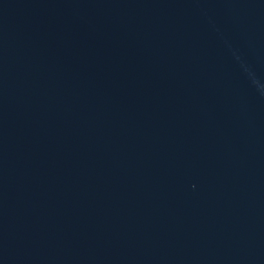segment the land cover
Here are the masks:
<instances>
[{"label": "water", "instance_id": "obj_1", "mask_svg": "<svg viewBox=\"0 0 264 264\" xmlns=\"http://www.w3.org/2000/svg\"><path fill=\"white\" fill-rule=\"evenodd\" d=\"M0 264H264V0H0Z\"/></svg>", "mask_w": 264, "mask_h": 264}]
</instances>
